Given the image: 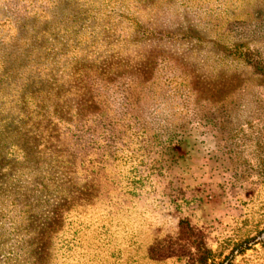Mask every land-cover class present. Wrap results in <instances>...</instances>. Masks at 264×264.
I'll return each instance as SVG.
<instances>
[{"label": "rangeland", "instance_id": "374dc122", "mask_svg": "<svg viewBox=\"0 0 264 264\" xmlns=\"http://www.w3.org/2000/svg\"><path fill=\"white\" fill-rule=\"evenodd\" d=\"M0 264H264V0H0Z\"/></svg>", "mask_w": 264, "mask_h": 264}]
</instances>
